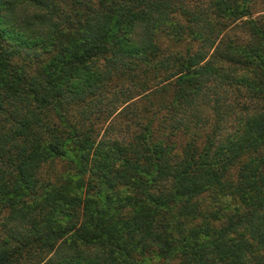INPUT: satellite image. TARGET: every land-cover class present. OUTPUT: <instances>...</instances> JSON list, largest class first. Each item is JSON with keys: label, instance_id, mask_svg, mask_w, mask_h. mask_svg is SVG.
<instances>
[{"label": "trees", "instance_id": "trees-1", "mask_svg": "<svg viewBox=\"0 0 264 264\" xmlns=\"http://www.w3.org/2000/svg\"><path fill=\"white\" fill-rule=\"evenodd\" d=\"M193 2L0 0V264H264V14Z\"/></svg>", "mask_w": 264, "mask_h": 264}, {"label": "rangeland", "instance_id": "rangeland-1", "mask_svg": "<svg viewBox=\"0 0 264 264\" xmlns=\"http://www.w3.org/2000/svg\"><path fill=\"white\" fill-rule=\"evenodd\" d=\"M192 3L193 0H190ZM252 9L254 12V17L255 18H261L263 17L262 15L263 10H264V5L260 2V0H254V2L252 3ZM169 38V37H168ZM164 42H167L169 39L163 37L162 38ZM121 87V86H118ZM119 88H112V92H116V90H118ZM236 89V87H232L231 89H226V88H221L220 89V97L222 100V103L225 101H229L230 99H236L238 102H236V110L233 111L232 114H228L225 116V125L223 126V130H221V137H226L228 135H232V133L237 129L238 126V122L236 121L238 116H242V114L244 113V108L249 105V97L248 94L246 93L245 90H241V92H239L238 94H232V90ZM113 95L110 94V101L112 100ZM109 101V102H110ZM158 101L160 103H162L161 99L159 98ZM166 103V102H165ZM210 106L211 102L208 103ZM160 106L163 107V105L159 104ZM165 105V104H164ZM147 108H150L147 105ZM156 110V109H153ZM161 111V110H160ZM163 113L164 111L162 110V113H160L161 119H163ZM205 117L209 118V125L208 128L213 126V120L216 119V114L215 112L211 111L210 109L205 108V110L202 113ZM166 115L169 117V115L166 112ZM166 115H165V119H166ZM51 117V116H50ZM51 119L53 120V117H51ZM119 120L122 122V125L120 128L124 129L126 128V123L128 124V120L127 118L125 119L124 116H120ZM125 120V121H124ZM191 120V119H190ZM192 121V120H191ZM98 132L103 133L105 126L101 127V125L97 126ZM39 132H43V129ZM247 157H244V160H246ZM66 171H69V169L66 166V163H53L50 164L49 166L47 165L45 168L42 169L41 171V178L42 180H46L48 181V179H55L56 177H61L62 175L65 174ZM235 170H233L234 172ZM235 175V173H233ZM50 181V180H49ZM211 194L212 197L215 199V201L212 203L213 206H211L209 209L210 210H215L218 211V215L220 217L222 216H227L231 213V211H233V209H235V207L240 206V202L239 199L237 198V196L233 195L232 193L225 195L223 197H220V195H218V193H208ZM208 198V197H206ZM209 200V198H208ZM207 200V201H208ZM209 202V201H208ZM207 206V203L200 205L198 207V210L200 212H203L204 207ZM131 210H128L127 213H129ZM204 211H208V210H204ZM118 215V214H117ZM8 217L9 214L7 213L6 210H0V240L4 237V231H5V225L6 223H8ZM158 263V262H157ZM159 264V263H158Z\"/></svg>", "mask_w": 264, "mask_h": 264}]
</instances>
